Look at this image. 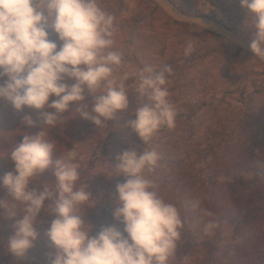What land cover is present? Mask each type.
<instances>
[{
  "label": "clouds",
  "instance_id": "clouds-1",
  "mask_svg": "<svg viewBox=\"0 0 264 264\" xmlns=\"http://www.w3.org/2000/svg\"><path fill=\"white\" fill-rule=\"evenodd\" d=\"M239 3L254 18L250 50L264 59V0ZM113 23L114 17L100 8L97 0H0V100L18 111L24 106L53 109L40 112L43 124L48 126H55L70 106L98 126L117 118L118 112L129 108V95L113 74L114 68L122 65L121 55L108 50L113 44ZM48 29L62 42L59 50L49 39ZM192 50L189 44L184 54L190 55ZM171 72L169 65L157 70L146 64L135 73L139 80L135 91L140 100L149 102L138 104L128 127L145 145L160 128L175 126L177 112L164 87L165 74ZM52 96L56 99L50 102ZM23 121L34 124L31 117ZM54 149L55 144L45 140L41 131L23 136L10 152L14 171L0 178V184L21 207L0 200V209L9 219L18 211L22 218L14 224L7 251L17 259L26 257L39 236L35 222L49 200L54 218L45 236L54 251L48 264H167L186 221L176 206L157 195L156 185L148 178L160 159L159 153L155 149H129L116 157L115 176L126 179L116 185L118 206L113 216L124 229L121 232L115 226H103L93 236L92 227L86 229L79 214L91 193L87 184L75 187L80 167L77 152L71 148L63 158L53 160ZM50 167L54 169L55 185L45 182L40 189H30L29 184ZM198 206L199 201L193 204ZM204 214L213 215L207 210ZM218 227L216 221H209L204 230L211 234Z\"/></svg>",
  "mask_w": 264,
  "mask_h": 264
},
{
  "label": "rangeland",
  "instance_id": "rangeland-1",
  "mask_svg": "<svg viewBox=\"0 0 264 264\" xmlns=\"http://www.w3.org/2000/svg\"><path fill=\"white\" fill-rule=\"evenodd\" d=\"M97 3L100 8L114 17L111 36L113 44L108 50L118 52L120 55H123L126 49L125 44L131 42L133 32L127 30L128 21H157L160 24L146 25L145 30L139 33V38L143 39L144 51L150 48L157 34H161L169 42V56L162 61L152 58L147 65H157L161 68L175 61L171 66L172 72L165 74L167 82L164 85L170 94L168 100L177 112L175 126L160 128L147 145L128 127V121L135 118L134 109L138 104L149 101L146 98L140 100L139 94L135 91L139 83L138 77L132 73H123L127 68L122 58V65L115 67L113 74L117 84H123L127 90L129 108L118 112L117 118L105 120L99 126L91 120L82 118L71 106L55 126L44 125L40 112H52L53 109L37 110L24 106L18 111L7 101L0 100V178L14 171V163L9 155L11 150L22 141V137L41 131L45 140L55 144L53 160L63 158V154L74 148L81 155V159L87 161L90 155L87 146L94 143L85 142L83 137L92 135L93 132H99L104 137L108 134H104V129H107L111 131L112 137H119L122 141L121 146H116L121 150L120 154L129 149L143 152L145 148L155 149L159 153L160 159L155 170L147 174L149 179H153L158 169L167 176L170 171V168H167L169 162L175 164L182 162L183 170L189 175L194 166L200 169L202 178L208 186L216 182L215 176L218 175L216 169L221 166L218 144L213 140L215 137L229 134L240 136L241 127L246 131L251 130L253 135H257V140L264 141V59L255 56L251 50L245 53L244 49L238 47L239 42L233 40L236 36L238 39L247 40V45H250L255 33L254 18L241 7L239 0H97ZM171 11L178 17L182 15L181 18H186L187 21H197V19L215 21L226 32L220 41H209L210 34L200 33L189 24L176 22L179 20L169 15ZM162 21L169 22L163 25ZM48 31L49 39L57 43L59 50L62 42L51 29ZM229 32L233 37L228 35ZM189 44L192 45L193 50L186 56L184 53ZM148 55V52H143L142 60L146 61ZM125 56L126 62L131 66L139 64L132 54ZM66 82L74 83L71 80ZM54 99L55 96L50 97V102ZM25 117H31L34 124L26 125V121H23ZM109 122H113L117 127L112 130L108 126ZM110 134L108 135L111 136ZM71 135L76 141L81 138L82 141L70 143L68 136ZM262 147L264 149V143ZM109 150L107 162L115 146H109ZM262 155L264 158V153ZM84 167H87L85 163ZM111 167L113 165L97 161L92 169L94 176L106 173L109 178L105 179L108 181L106 190L101 192L105 194H102L103 198L116 195V185L123 183L120 176H115L116 171ZM53 172V168L50 167L37 180L31 182L29 188L40 189L45 182L54 186L56 181ZM231 177L222 174L218 181L225 183L230 181ZM250 178L249 176L248 180ZM5 189L0 184V196L1 190ZM253 189L252 192L255 194L259 192L264 200V180L258 181ZM4 199L13 201L11 196ZM46 201L48 202L44 204L34 225L39 233V241H42L43 232L54 218V214L50 213L51 201ZM263 203L258 202V205H263L260 213L262 217H264ZM254 216L255 214L251 213L248 219ZM21 218L22 213L17 214L16 218H8L7 224H0V258L4 252L10 256L7 246H2V241L14 234V224ZM232 236L233 227L225 224L212 236L211 241L221 246L231 245ZM43 242L45 246L50 245L48 239ZM241 246L243 243H238V247ZM32 250H35L34 247L28 251L25 258L31 255Z\"/></svg>",
  "mask_w": 264,
  "mask_h": 264
},
{
  "label": "trees",
  "instance_id": "trees-1",
  "mask_svg": "<svg viewBox=\"0 0 264 264\" xmlns=\"http://www.w3.org/2000/svg\"><path fill=\"white\" fill-rule=\"evenodd\" d=\"M210 35L212 36V34ZM163 59L155 60L162 61ZM173 62L175 61L168 65L172 66ZM154 67L160 69L157 65ZM108 126L112 130L117 127L113 125V122H109ZM239 129L242 131L240 136L229 134L213 139L218 144L222 167L216 169L218 174L215 176L216 182L210 186L202 178L200 169H196L194 166L189 175L183 170L182 162L178 164L169 162L167 168H170V171L167 176H164L160 169L155 171V176L152 179L156 185L154 191L165 202L176 206L182 220L186 221L180 229L181 238L177 241V248L167 264H264V247H262L264 245V217L260 215L263 205H258L259 201L264 202V200L262 194L256 192L258 197L252 192L253 186L258 181L264 180V174H262L264 173V167H262L264 166L262 155L264 141L263 139L257 140V135H253L251 130L246 131L241 127ZM110 132L104 129V134H110ZM108 134L102 137L99 132H93L92 135L83 137L85 142L92 141L94 144L87 146L90 149L87 161L82 160L79 153H77L76 159L80 167L78 169L79 179L76 181L75 187L78 189L87 184V191L91 193L90 200L81 206L79 214L85 220V228L92 227L90 235L93 236L103 226H115L121 232L124 229V225L113 216V212L118 206L115 203L116 195L102 197L104 193L101 192L106 190L108 184V181L105 180L108 178L107 174L99 173L95 176L92 174V169L97 161L113 165L111 169H115L114 166L118 162L116 157L121 150L116 146H121L122 141L119 140V137L115 138ZM68 139L72 144L82 141V138L76 141L72 135L68 136ZM109 146H115V150L107 162L106 159L110 155L108 153L110 152ZM84 163L87 167H84ZM222 174L232 176L230 181L219 183L218 179ZM249 176L250 180H248ZM120 177L125 182L126 178L123 175ZM1 193L0 200H5L9 206L21 207L14 200L4 199L10 197L7 189L1 190ZM197 201H199V206L193 207ZM204 210L210 211L213 215H205ZM3 212L4 210L0 209V224H7L9 219ZM251 213H254L255 216L248 219ZM17 214L20 212L18 211ZM209 221H216L219 227L214 229L211 234H206L204 229ZM225 224L233 227V236L230 240L232 244L221 246L212 243V236L219 232ZM45 231L42 241L37 239L34 242L35 250L31 251L28 258L17 259L11 253L9 256L4 252L2 253L3 260L0 258V264H48L49 254L54 249L51 243L45 246L43 241L48 239L45 236ZM124 235L127 234L124 233ZM8 240L7 238L3 240L2 246H7ZM235 241L243 243V246L238 247V243L233 244ZM46 253L48 254L46 255Z\"/></svg>",
  "mask_w": 264,
  "mask_h": 264
},
{
  "label": "crops",
  "instance_id": "crops-1",
  "mask_svg": "<svg viewBox=\"0 0 264 264\" xmlns=\"http://www.w3.org/2000/svg\"><path fill=\"white\" fill-rule=\"evenodd\" d=\"M171 17L174 16L176 18V22H180V23H185V24H189L192 27H195L198 32L200 33H210L212 34L211 38L209 39V41H220L222 39V36L225 34L226 30L223 29L221 27V25L215 21H208V20H199L197 19V21H187V19H183L181 18L182 15H180V17H178L177 14L172 13L169 14ZM169 21H162L163 25L168 23ZM157 21H128L127 22V30H131L133 33H131L132 37H131V42H127L125 44L126 49L123 53L122 58L124 60V64L126 65V70L123 71L124 74L129 73V74H135L137 73L141 68H143L147 62H150V59L154 58V59H163L166 58L167 56H169V52H170V47H169V42L168 40L163 37L161 34H157L155 36V38L153 39V43L150 46V48H148L146 51L143 50L142 46V41L143 39L139 38V33H142L145 30V26L149 25V24H154V25H160L159 23L157 24ZM228 35H231V37H233V35L229 32ZM232 40V39H231ZM233 40L238 41L239 42V48L244 49L245 53L249 52L250 47L249 45H247V40H243V39H238L236 36L233 37ZM205 48V46H204ZM140 50V51H139ZM205 51V49H204ZM143 52H148L149 55L147 57V60H142L143 59ZM125 54H132L133 57L135 59L138 60V65L134 66V65H130L129 63L126 62V56ZM145 59V58H144ZM158 70V69H157Z\"/></svg>",
  "mask_w": 264,
  "mask_h": 264
}]
</instances>
